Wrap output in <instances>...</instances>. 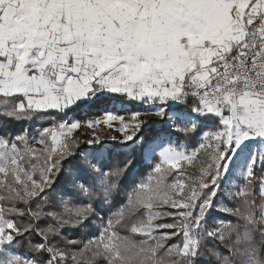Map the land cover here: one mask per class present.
<instances>
[{"label": "snow or ice", "instance_id": "1", "mask_svg": "<svg viewBox=\"0 0 264 264\" xmlns=\"http://www.w3.org/2000/svg\"><path fill=\"white\" fill-rule=\"evenodd\" d=\"M0 264H264V0H0Z\"/></svg>", "mask_w": 264, "mask_h": 264}, {"label": "rangeland", "instance_id": "2", "mask_svg": "<svg viewBox=\"0 0 264 264\" xmlns=\"http://www.w3.org/2000/svg\"><path fill=\"white\" fill-rule=\"evenodd\" d=\"M132 110L133 111H135V110L143 111L144 108L143 107H137V106L133 105L132 106ZM89 113H91V112H89ZM100 115H101V113L98 114V115H94V116H88V115L85 116V115L79 114V115H77L76 118L83 122L86 119H91V118H94V117H98ZM125 118H126V120L128 119V115L127 114H125ZM141 118L142 119H146L148 121H151L152 119H154L153 117H141ZM114 126L115 127H119V123L118 122H114ZM101 129H102L101 134H102V136H104V138H108V136H110V135L117 134V133L114 132V130H108L105 126H101ZM75 135L81 136L82 139H86V138H88V136L91 135V130H88L86 128H82V129L78 130L75 133ZM193 146H197L195 141L193 143L189 144V147H193Z\"/></svg>", "mask_w": 264, "mask_h": 264}, {"label": "trees", "instance_id": "3", "mask_svg": "<svg viewBox=\"0 0 264 264\" xmlns=\"http://www.w3.org/2000/svg\"><path fill=\"white\" fill-rule=\"evenodd\" d=\"M98 114H100V113L99 112H91V113L88 114V116H94V115H98ZM193 142H191V143H193Z\"/></svg>", "mask_w": 264, "mask_h": 264}]
</instances>
